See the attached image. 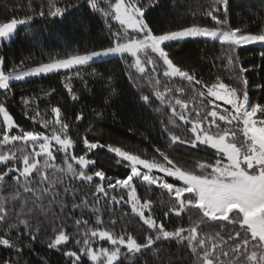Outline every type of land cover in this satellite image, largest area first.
Segmentation results:
<instances>
[{
	"label": "snow or ice",
	"instance_id": "snow-or-ice-1",
	"mask_svg": "<svg viewBox=\"0 0 264 264\" xmlns=\"http://www.w3.org/2000/svg\"><path fill=\"white\" fill-rule=\"evenodd\" d=\"M87 2L92 10L105 17L106 22L111 19L118 23L117 31H112L113 26L108 25L113 37L112 45L65 58H52L34 67L21 69L18 65L8 72L3 67L4 57L0 56V90L6 94L11 90L13 81H24L61 70H75L76 76H79L81 68L104 58L127 56L131 58L130 67L136 69L139 79L153 89L151 95L142 96L143 102L151 105L159 101L161 107L156 111H170L167 123L173 126V130L165 128L169 131L170 143L187 144L193 149L204 146L212 153L207 161L200 160L192 168H185L178 166L160 148L156 151L163 158V163L142 159L120 147L108 145V151L127 161L130 169L125 178L114 179L102 170L88 171L89 166L95 164V160L87 158L88 153L104 147L98 141L91 142L84 137L83 145L87 151L82 155L74 154L76 141L70 134V124L62 118L60 107H51L52 121L42 116L38 109H34L35 115L29 117L41 128H50V134H46L36 128H21L5 104L0 103V189L13 186L17 189L10 196L0 194V227L3 228L0 246L14 249L20 258L0 264H23V238H37L36 234L42 231L41 225L36 223L40 217L52 224L61 220L60 214L68 209L67 197L71 195L76 199L78 189L70 187V184L75 180L93 182L94 177L99 178L100 183L94 186L92 201L85 197L79 204L72 203L71 209L74 211L83 205L85 209H90L91 215H96L100 208L95 205L100 203L102 195L106 204H130L131 212L139 217L151 234L138 242L131 234L116 235L99 227L103 223L99 216L95 221L97 227L90 226L87 219H76L77 230L81 227L85 230L82 239L76 240L77 244L83 245L80 254L76 251L65 253L74 258L72 264H81L82 256L92 264H134L138 256L142 257L148 251L161 252L158 242L173 240L189 251L195 264H264V104L250 101L247 91L249 81L244 76L249 69L239 65L237 57L231 54L242 46L259 45L262 49L259 55L264 58V28L258 26L257 31H252L247 27H232L228 21L229 0H209L201 15L214 21L211 27L194 23L159 34L145 18L148 7L157 5L159 0H148L147 4L143 0ZM261 3L264 4V0ZM102 4L106 7H101ZM32 5L33 0H28L29 10H32ZM71 7L68 2L61 4L60 0H47L46 10L41 7L38 14L41 17L64 18ZM32 19V15H25L24 18L13 17L0 23V40H11L18 27L29 25ZM189 38L219 42L225 51L224 60L232 68L233 84L224 83L219 77L216 82L205 84L197 79L194 72L174 62L167 48ZM95 72L93 68V74ZM66 79L70 81L71 77ZM176 80L186 82V86L175 85ZM64 87L73 101L78 99L70 83H65ZM189 93L188 99L180 98ZM97 115L102 116V113ZM75 119L82 120L83 114ZM58 154H62L63 166L56 163ZM64 177L70 178L67 183ZM168 177L180 182L179 185L169 182ZM135 181L166 191L172 204L164 213L166 217L170 213L180 217L186 210L194 209L198 211L199 219L193 221L189 216L187 228L181 226L167 230L165 224L158 223L151 214L145 215L146 211L151 213L152 201L141 202ZM116 189L126 190L127 200L123 195L119 198L110 195V191ZM54 207H59L60 214L53 211ZM10 209L15 212L14 218L9 216ZM116 223V220L111 221L113 227ZM227 226H231L232 230L227 232L226 238L221 231L211 230ZM52 231L58 234L49 241V248L67 244L71 239L62 227H53ZM97 239L107 241L111 247L94 248Z\"/></svg>",
	"mask_w": 264,
	"mask_h": 264
},
{
	"label": "trees",
	"instance_id": "trees-1",
	"mask_svg": "<svg viewBox=\"0 0 264 264\" xmlns=\"http://www.w3.org/2000/svg\"><path fill=\"white\" fill-rule=\"evenodd\" d=\"M66 2L72 7L65 17L51 18L41 17L38 14L41 7L46 10L47 0H33L32 10L27 6L28 0H0V23L13 17L19 19L24 18L25 15L33 16L29 25L19 27L11 41L2 43L0 56L4 57L3 67L6 72L18 65L24 69L48 62L52 58H65L67 55L83 53L86 50H99L112 45L113 37L110 35L108 25L113 26L112 31H117L119 25L116 21L109 19L106 22L100 12L91 9L87 0H60L61 4ZM143 2L147 4L148 0ZM208 2L209 0H159L157 5L148 7L145 18L158 34L168 30H178L194 23L211 27L214 21L210 17L201 15ZM101 7L106 5L102 4ZM228 21L232 27H247L252 31H257L258 26L264 28V4L261 0H229ZM167 50L175 63L185 70L194 72L197 79H201L203 83L210 85L219 77L224 83L233 84L232 68L226 64L225 51L219 42L187 39L173 43ZM261 50L260 46L247 45L231 53L237 57L239 65L249 69L244 76L249 81L247 91L253 104H264V87H258L264 85V58L259 55ZM131 63L130 57L116 56L81 68L79 76H76L75 70L60 71L14 82L11 90L6 94L0 90V103L5 104L21 128L25 130L36 128L45 131L46 134H50L51 129L41 128L29 117L35 115L34 109H38L42 116L52 121L54 116L50 114L51 107H60L62 118L70 124V134L76 141L74 154L82 155L87 151L83 145L84 137L91 142L98 141L104 145L88 153L87 158L95 160V164L89 166L90 173L102 170L106 176L115 179L125 178L130 171L127 167L128 162L117 157L114 152L108 151V145L120 147L124 151L139 155L142 159H155L163 163V158L156 151L160 148L161 151L169 154L178 166L185 168H192L200 160L207 161L212 153L211 149H206L204 146L193 149L187 144L170 143L169 131H165L166 127L170 131L173 130V126L167 123V115H170V111L167 113L156 111V108L161 107L159 101L151 105L143 102L142 96L151 95L153 89L146 81L139 79L136 69L130 67ZM93 68L96 70L95 74ZM68 76L71 77L70 81L66 79ZM130 76L133 78L130 79ZM160 78L163 80L162 76ZM65 83H70L74 94L78 97L77 100L71 99L68 90L64 87ZM174 83L186 86V82L183 81L176 80ZM190 95L189 93L180 98L188 99ZM152 99L155 100V97L152 96ZM25 100L28 101L27 104L24 103ZM97 113H102V116H98ZM80 114H83V119L77 121L75 117ZM56 163L63 166L62 154H58ZM69 179L64 177L66 183ZM170 180L179 183L174 179ZM6 183L13 182L6 181ZM97 183H100L99 178L94 177L93 182L75 180L70 184V187L78 189L76 199L71 195L67 197L65 202L68 204V209L63 214L59 213V207L53 209L61 215V220L52 224L41 216L36 222L42 228V231L36 234L37 238L35 240H31L28 236L23 238L25 245L23 264H72L74 258L66 256L65 253L76 251L80 254L83 245L77 244L76 240L82 239V232L85 230L83 227L77 230L76 219H87L90 226L97 227L95 221L99 216L103 221L99 227L106 228L116 235L131 234L138 242H142L147 234H151L139 217L131 212L130 204L123 202L106 204L102 195L100 203L95 205L100 208V212L96 215H91L90 209H85L83 205L73 211L72 203L79 204L85 197L92 201V191ZM104 183L106 184L107 181ZM135 183L137 196L141 202L152 201V211L151 213L146 211L145 215L151 214L158 223H164L167 230L172 231L181 226L187 228L190 223L189 216L193 221L199 219V213L194 209L186 210L180 217L174 213L166 217L164 213L172 206L171 198L166 191L156 186L148 187L139 181ZM16 190L15 186L8 187L0 189V194L10 196ZM110 195H117L118 198L123 195L125 200L128 198L127 191L121 189L110 191ZM18 207L19 205L17 209ZM9 216L12 218L15 216V212L11 209ZM112 220L117 221L115 227L111 225ZM20 227L22 230L23 226ZM53 227L57 229L62 227L67 231L71 237L67 244L57 248L48 247L49 241L58 234L52 231ZM211 230L221 231L226 238L227 232L232 229L231 226H227L223 229ZM2 231L3 228L0 227V232ZM98 245L111 247L107 241L97 239L93 246ZM158 246L161 252L148 251L144 256H138L134 264H145V261L147 264H169V261L171 264H195L189 251L174 240L158 242ZM9 259L20 258L17 257L14 249L0 246V262ZM81 264H92V262L82 256Z\"/></svg>",
	"mask_w": 264,
	"mask_h": 264
},
{
	"label": "rangeland",
	"instance_id": "rangeland-1",
	"mask_svg": "<svg viewBox=\"0 0 264 264\" xmlns=\"http://www.w3.org/2000/svg\"><path fill=\"white\" fill-rule=\"evenodd\" d=\"M22 26H24V25H22ZM19 27H21V26H19ZM19 27H18V29H19ZM17 29V30H18ZM17 33V32H16ZM16 35V34H15ZM15 37V36H14ZM13 37V38H14ZM12 38V39H13ZM11 39V40H12ZM189 39H192V38H189ZM195 39H204V38H195ZM11 40H7V42H9V41H11ZM3 42H5L4 40H0V49H1V46H2V43ZM247 46V45H246ZM257 46H259V45H257ZM111 57H116V56H111ZM111 57H107V58H104V59H108V58H111ZM32 67H34V66H32ZM61 71H64V70H61ZM41 76H43V75H41ZM36 77H39V76H36ZM31 78H35V77H30V78H27L26 80H28V79H31ZM14 82H19V81H13L12 83H14ZM217 103H220V104H223V102H221V101H217ZM225 107H227V106H225ZM10 113V112H9ZM11 114V113H10ZM156 174H158V175H163L162 173H156ZM168 179V181L169 182H171V183H175V182H172L170 179H174V178H172V177H168L167 178ZM175 180V179H174ZM180 183V182H179ZM179 183H176L177 185H179ZM146 213V212H145ZM94 248H96V249H99L100 247H102L101 245H98V246H93Z\"/></svg>",
	"mask_w": 264,
	"mask_h": 264
}]
</instances>
